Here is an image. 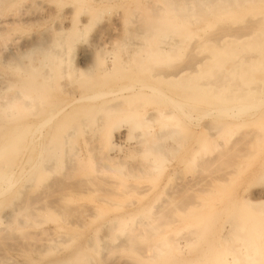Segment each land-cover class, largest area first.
I'll return each instance as SVG.
<instances>
[{
  "label": "rangeland",
  "instance_id": "obj_1",
  "mask_svg": "<svg viewBox=\"0 0 264 264\" xmlns=\"http://www.w3.org/2000/svg\"><path fill=\"white\" fill-rule=\"evenodd\" d=\"M185 6V0L0 5V106L38 72L33 57L41 54L32 45L60 52L38 115L20 103L11 115L0 110V148L12 150L0 156V190L7 177L12 186L0 196V264H205L209 241L232 221L240 191L264 156V104L249 106L264 98V35L248 47L241 39L216 45L209 41L214 34L246 29L249 16L202 13L194 22ZM161 46L168 48L153 51ZM78 67L87 71L77 74ZM186 67L178 77L164 74ZM134 84L163 93H109ZM81 95L93 97L44 128L39 161L54 152L57 170L41 178L43 171L30 169L33 156L27 161L39 149L32 121ZM117 103L119 109H109ZM148 115L154 117L146 123ZM172 128L164 140L173 148L145 150L146 138ZM121 129L116 159L108 161L107 140ZM242 149L249 158L240 157ZM70 157L78 161L65 176ZM23 205L34 214L20 226L8 214Z\"/></svg>",
  "mask_w": 264,
  "mask_h": 264
},
{
  "label": "bare ground",
  "instance_id": "obj_2",
  "mask_svg": "<svg viewBox=\"0 0 264 264\" xmlns=\"http://www.w3.org/2000/svg\"><path fill=\"white\" fill-rule=\"evenodd\" d=\"M186 8L185 12L187 16H189L194 22H199V18L201 15L210 16L214 13H223L231 11H242V15H248L247 28L242 29H226L224 32L219 34H214L212 38H210V42L216 45H223L230 40L241 39L246 43L244 47L251 46L257 42H259L260 38L264 35V9L258 7L260 3L264 0H185ZM10 2V0H0V5L4 6L6 3ZM203 13V14H202ZM173 26V25H171ZM201 37V36H200ZM162 41V40H160ZM238 42V40H236ZM234 42V41H232ZM233 45H228L224 48L230 49ZM168 46H161L159 49H154V52L165 51ZM32 53L39 51L41 56L33 57L34 60H37L36 68L38 72L36 75L32 74V79L30 83L25 87L24 90H19L15 95L10 98L9 103L1 104L0 110L2 114L11 115L10 112L13 111V107H16L20 103L21 110H27L31 113L32 116L38 115V111L41 108V103L44 98L43 90L46 85L50 83L53 76L50 73L51 65H55L59 63L60 60V52L54 50L50 46H46V44H34L30 49ZM147 51V50H146ZM149 51V50H148ZM106 61L102 60L104 64ZM111 67L107 66L104 68V72L110 71ZM186 68H182L177 72H166L164 73L167 78L178 77L182 75ZM75 73H81L87 70H81V68H75ZM199 71V70H198ZM163 93L160 89L153 86L146 85H129L123 86L109 93L117 94L118 98H125L130 94H139V93ZM109 93H105L107 95ZM110 94V95H111ZM164 96L172 98L167 92L164 93ZM93 96L89 95H81L72 99L71 101L61 105L60 107L54 109L49 115L38 121H32V130H31V141L37 143L39 145V149L35 152L30 153V157L28 160H31L32 163L30 165V169H36V173L42 172L43 174L41 178L45 177L49 172H55L57 170L56 165V155L49 153L50 156H46L43 163H40V159L43 154V149L40 150V147L44 143L45 136V126L47 123L51 121H55L54 119L62 116L67 108L72 106L75 102L92 98ZM97 97H100L98 95ZM102 97V95H101ZM176 105L179 108H182L183 103L174 100ZM122 103H117L113 105H109V109L117 110L119 109ZM264 104V98L259 100L258 102H254L249 104L252 107H259ZM250 108V107H249ZM183 113L188 116L190 114L189 111L183 110ZM173 111H168L165 113L166 116H171ZM154 115H148L147 120L144 121L147 123L150 119H153ZM97 121L100 120V117H97ZM30 124V123H29ZM125 129H121L120 132L115 135V139L107 140V152H108V161H115L116 154L114 153L116 150L117 138L124 136L123 134ZM123 132V133H122ZM174 132V128L167 129L162 133H157L154 136H149L144 141L145 150L148 152L158 151L162 154L167 152L169 149L173 148V145L169 142L167 143L164 139ZM233 138V136H232ZM11 141V140H10ZM12 146L14 141L8 142ZM7 146V145H6ZM2 150L0 148V156L6 154L11 155L12 150L11 147H7L8 150ZM59 148V147H57ZM250 152L246 149H242L239 151L240 157L249 158ZM76 155V153H75ZM77 157L66 158L63 161V167L65 169V176L68 174V170H75L73 168L75 164V159ZM115 158V159H114ZM39 161V162H38ZM78 161V159H76ZM20 162H25V160L21 157L19 159L18 164ZM41 166H39L40 164ZM147 167V166H146ZM40 168L38 171L37 169ZM142 170V167L139 168ZM12 171V170H11ZM10 168H9V172ZM132 173V172H131ZM134 173V172H133ZM132 173V174H133ZM10 176V175H9ZM49 180V178H48ZM7 181L8 186L3 187L0 190V196L5 194L12 186H11V177H7L5 179ZM49 184V183H48ZM48 185H45L47 188ZM28 207V206H27ZM26 206H20L15 208L8 214V218L11 222H17L18 225L22 226L26 224L29 217L33 216V212L28 211L30 214L25 213L27 209ZM26 209V210H25ZM31 209V208H30ZM234 216L232 217L231 222L224 223L222 225L221 231L216 237V240L211 239L209 241L208 250L206 252V262L205 264H264V156H262L257 164L256 173L253 176V180L250 183H245L242 187L239 194V208L234 212ZM211 230V227L209 226Z\"/></svg>",
  "mask_w": 264,
  "mask_h": 264
}]
</instances>
